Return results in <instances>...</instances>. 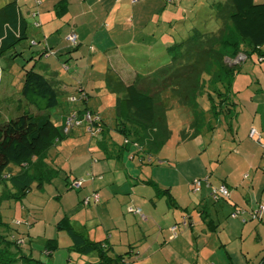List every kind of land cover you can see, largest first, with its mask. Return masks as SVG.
I'll return each mask as SVG.
<instances>
[{
    "label": "rangeland",
    "instance_id": "374dc122",
    "mask_svg": "<svg viewBox=\"0 0 264 264\" xmlns=\"http://www.w3.org/2000/svg\"><path fill=\"white\" fill-rule=\"evenodd\" d=\"M193 1L194 3L198 1V3L192 6ZM208 1L209 8L206 0H173L168 3L176 6L183 2L187 7L184 10V6H181L179 18L188 19L184 23L182 20L177 22L179 31L184 32L182 38L186 37L190 32L189 29L194 26H199L205 31H216L220 28L221 25L215 17L214 9L210 7V3L214 0ZM201 8H204L203 13L196 17L197 11ZM165 20L167 22L172 20V13L166 11L161 16L160 25L156 29L158 34L165 27L173 32L177 31L173 26L165 25ZM183 25L186 26L183 27ZM153 27L144 29L153 30ZM72 31L70 30L68 34L70 35ZM97 47L109 46L105 44V46L98 45ZM18 49L23 50L22 56L20 54L11 58L10 53L0 55V79L5 77L3 82L5 85H1L0 96L4 94L7 96L6 101H1L0 120L2 117L9 118L10 112H14L12 106L19 104V99L22 98L20 89L24 74L23 67L25 64L29 67L32 59L33 53L26 40L20 43ZM92 51L83 58L80 64L71 63V59L67 61V63L70 62L68 65H71V68L74 67L73 71L68 70L63 64V61L67 60V54L61 57L63 60H59L55 53L44 55L37 68L44 70L45 63H49L52 69L59 71V76L63 80H71L72 76L77 75L81 78L86 75L84 78L90 80L99 72L104 75L109 62L107 54H104L106 58L101 55L93 56L95 49ZM142 58V56H137L131 61H136L137 65V61ZM168 61L169 57L159 58L156 63L160 65ZM87 63L90 64L87 65ZM77 65H80L78 71ZM204 77L208 79L209 74L205 73ZM63 85L69 91L68 94L60 96L61 106L50 109L53 120L57 124H61L64 120L66 124L64 111L66 114L72 107L84 108L85 105L93 107L96 111L92 120L87 118L82 125L72 127L70 134L50 149L46 161L50 163V166L48 165L50 170H55L51 180L45 181L42 185L34 180L32 188L26 194L19 193L17 188L10 189L4 182H0V230L4 234L11 232L17 236L23 235L25 237L23 241L26 242L21 250L24 254L28 255V248L31 247L33 248L31 255L44 264H90L88 262L95 261L94 256L82 254L72 247L73 241L67 229L60 228L67 217L88 237L93 235L91 236L94 237L93 239H98L96 238L98 235L100 237L98 240L105 241L112 235L110 242L114 243L115 247L112 254L128 250L126 256L130 258L132 253H129V250L132 247L128 243L129 240L134 241L137 246L133 250L140 248L142 255L146 258L138 259V257L136 262L128 264H203L204 262L205 264L214 262L217 264H247L258 262L261 259L264 254V182L261 185L255 182L252 185L251 178L243 174L248 172L247 168L240 171L243 179L248 178L246 184L242 186L247 190L248 196L244 191L239 193L242 203L247 204L248 208L243 206L246 211L238 216L231 215L235 209L230 213V210H226L229 207L224 209L217 205L220 202L225 204L231 202L230 198L219 197L218 200L213 196L214 188L225 184L221 182V179L225 177L227 168H231L230 165L236 156L237 148L234 142L235 133L231 129L237 123V114L230 116L225 111L216 112L213 107L214 102L218 100L217 89H223L221 84L211 86L208 83L203 93L198 96L199 108L203 113L205 123L197 136L188 139H184L181 133L185 128H191L195 118L193 109L178 103L168 93V95L165 94L167 95L165 102L169 106L168 120L172 136L158 153L155 151L150 157L145 156V160H142L144 154L132 142V149H127L130 145L126 148L124 134L116 129L114 93L107 91L106 88L95 90L92 94L88 93L92 96L91 98L87 96L88 101L85 103L83 99L75 100L76 98L72 97V95L78 96L79 90L74 92V88L68 82H64ZM234 90L233 97H236ZM68 117L72 116L68 115ZM129 138L132 140L133 135H129ZM108 150L115 153V159L105 158ZM120 150L124 153L123 161H121L123 154L116 156L117 151L120 153ZM89 161L91 164H97V170L100 169L98 162H103L108 169L110 168V171L108 174H97L99 172L93 168L92 170L86 169ZM239 164L242 165L241 162ZM125 169L133 172L132 178L125 175L127 173ZM112 172L116 173L120 182L114 183L111 180L104 184H99L100 181L95 183L96 178H102L99 175H103L105 179L113 178ZM209 174L212 182L206 183L205 179H209L207 176ZM202 179L203 183L196 182ZM7 182L11 180L8 179ZM170 183L173 186H170ZM8 185L11 184L8 183ZM207 189H209L208 193H206ZM102 191L104 193L107 191L112 195L106 202L104 201L106 198L101 196ZM229 191L231 192L230 188ZM132 195L137 201L144 198L148 205L152 206L156 217L150 216V212L142 206L140 208L137 202H128L129 200L126 199ZM206 197V201H209L208 212L201 214L200 205L205 202ZM130 206L133 210L140 208V211L130 210ZM134 213H137L143 220L132 221V218H135ZM126 214L130 226L126 224ZM185 214L191 216L193 214L196 217L198 224L194 225L193 230L186 217L185 223L183 219ZM144 215L148 218H144ZM201 215L207 228L206 233L201 231L202 220L199 219ZM212 218L215 221V228L212 226ZM140 223L143 228L153 227L151 232H154L147 237V241H144L145 237L141 232ZM160 226L165 227L164 236L160 241L163 242L166 238L169 240L167 244H170L161 248L163 251L155 243L161 233ZM185 229L189 232L190 246L185 239H181L180 243L175 241L178 246L170 241L172 236H181ZM120 241L124 243L121 244ZM204 241L209 242L208 251L211 254L216 252V254L214 258H210L209 262L201 263L202 259H198L197 256V246ZM49 247H54L53 254H48ZM157 248V252H154ZM151 252L152 255L147 256ZM42 263H28L23 260L9 261L0 258V264Z\"/></svg>",
    "mask_w": 264,
    "mask_h": 264
},
{
    "label": "trees",
    "instance_id": "16d2710c",
    "mask_svg": "<svg viewBox=\"0 0 264 264\" xmlns=\"http://www.w3.org/2000/svg\"><path fill=\"white\" fill-rule=\"evenodd\" d=\"M165 1L171 3L173 0ZM17 2L19 0H13L0 8V55L10 53L11 58L20 54L22 56L23 50L20 51L18 46L23 40L29 43L33 55L30 66L25 64L23 67L24 74L20 89L22 98L19 99V104L12 106L14 112H10L9 118L2 117L0 120V182H4L10 189L17 188L19 193L26 194L32 188L34 180L42 185L53 177L55 170L51 171L50 163L46 161L50 149L65 139L72 127L87 121L84 118L86 114H89L92 120L96 111L89 105H85L84 108L72 107L66 114L64 111L65 120L69 118L68 115L81 120L80 123L70 126L67 131L65 130L67 123L65 124L64 120L61 124L53 120L50 109L61 106L60 96L67 92L62 85L63 80L58 78L55 71L47 74L37 66L42 56L57 52L47 43L42 48H33L37 47L39 42L36 38H28V23L25 18H21ZM212 4L215 17L221 22L220 28L216 31H205L199 26L192 27L186 37L171 42L166 47L168 62L156 67L144 68L131 82L124 81L111 68L107 70L106 87L115 94L116 129L124 134L126 148L135 144L143 152L147 150L150 153L151 150L161 149L171 138L169 106L165 102L168 94L178 103L189 106L194 111L195 118L191 128H185L181 133L184 139L197 136L205 123L199 108L198 96L203 93L208 83L211 86H216L217 83L223 86V89H217L219 94L213 106L215 111H225L230 116L236 111L235 106L238 105V101L233 97L232 83L235 75L240 71V63L226 61L227 49L233 47L235 49L233 54H236L243 49L241 42L244 41L249 46L246 49L249 50V54L263 55L264 1L217 0ZM36 20L37 18H34L33 26L38 28L41 22ZM238 37L241 41L235 42ZM67 39L70 47L58 53V57L73 52L79 46L78 36L76 42L69 38V34ZM69 59L71 57L68 56L67 61ZM64 65L70 70L71 67L67 62ZM205 73L209 74L208 79L204 77ZM78 90V96L72 97L76 98L75 100L83 99L86 103L87 96L90 95L80 87ZM210 96L213 98L212 94ZM1 108L0 104V110ZM129 135H133L132 140ZM145 156L144 154L142 160H145ZM8 179L11 182H7ZM206 179L208 183L209 179ZM8 183L11 185L9 186ZM213 196L218 200L219 197L230 198L231 192L229 191V195L225 196L219 193ZM239 209L246 211L240 207L235 211ZM211 222L214 223V220ZM63 227L67 229L73 241L72 247L82 254L96 256L95 261L88 263H132L127 259L126 253L111 254V246L106 240H94L88 237L67 217L60 226ZM24 238L23 235L17 236L11 232L4 234L0 230V258L42 263L31 255L33 248H28V255L22 252L21 249L26 242L23 241ZM53 250L54 247H49L48 254H53ZM254 264H264V254Z\"/></svg>",
    "mask_w": 264,
    "mask_h": 264
},
{
    "label": "crops",
    "instance_id": "0c3cea01",
    "mask_svg": "<svg viewBox=\"0 0 264 264\" xmlns=\"http://www.w3.org/2000/svg\"><path fill=\"white\" fill-rule=\"evenodd\" d=\"M12 1L13 0H0V8ZM206 1L209 8V1ZM216 1L217 0H214L213 3ZM60 2H62V5L59 4ZM197 3L198 1L195 3L193 1L192 6ZM17 4L21 18H25L28 23V38H36L39 42L38 44H40L37 45L35 49L42 48L43 46H46L47 43L49 47H52L57 52L56 55H58V53H62L70 47L67 36L70 30H73L72 32H75L79 38V46L76 50L67 54L71 57V63L80 64V62L83 61V58L95 49V55L93 56L101 55L106 58L104 54H107L109 62L105 68L106 72L109 68H111V70H114L115 73L120 75V77L126 82L133 81L136 75L140 73L139 71L144 70V68L159 66V64L156 63V60H159V58H167L166 47L171 42L180 40L184 34V32L179 31L177 22L182 20V23H184L188 19L179 18L181 6H184V10L187 9L183 2H181L180 5L176 4V6H174L169 5L165 0H140L138 2H132V0H19ZM210 7L214 9L212 2L210 3ZM203 10L204 8L199 9L196 17H198L200 13H203ZM166 11L172 13V20L168 22L165 20V25L169 24L170 26L176 28L177 31L173 32L170 28L165 27L158 34L156 29L160 25L161 16ZM34 18H37L36 21L41 22L38 28L33 26ZM184 26L186 25H183V27ZM146 27H153V30L144 29ZM239 41H241V39L238 37L235 42ZM105 44L109 47H97L98 45L105 46ZM247 47L249 46L243 41L241 42V48L243 49L238 51L236 54H233L235 49L233 47H229L227 49L228 54L226 55V61L228 63H240V71L235 75L232 83V89H235V98L238 101V105L235 106L236 111L233 112V114H237V123L234 128L231 127L236 137V140H234L237 144L235 151L236 156L232 159V163L230 165L231 168H227L225 177L221 179V182L229 186L231 190L230 199L232 201H229L226 204L223 202L217 204L219 205L218 207H222L224 209L229 207L226 210H230V213L238 207L243 208L244 206L245 208H248L247 204L242 203L239 193L240 191H244L245 195L248 196L246 193L247 190L242 186L246 184L245 182L248 181L249 177L251 178L252 185L255 182H258L260 185L264 182V172L262 173V171H264V53L263 55H258L257 53L253 54L250 52L251 54H249V50L246 51ZM262 50L264 51V45L262 46ZM163 54H165L164 57ZM137 56H142L143 58L139 59L136 65V61H131V59L136 58ZM61 57H58V59L63 60ZM65 62H67V60H64L63 64H65ZM88 64L90 63H87V65ZM45 65V69L43 70L44 72L52 74L55 71L58 78L63 80L59 76V71L52 69L51 64L45 63ZM94 65L95 64L93 63V68ZM83 66L84 65H82V67ZM77 67L78 71L80 65H77ZM73 70L74 67L70 68V71ZM106 72L104 75H102V72H99L96 76H92L90 80L85 79L86 75L84 76L85 78H81L80 75L72 76L73 79L71 80H63L62 85L64 82H68L70 86L74 88V92H77L79 87L91 94L95 90H102L104 88L109 91L105 82ZM4 81L5 77L3 76L0 79V90L1 85H5L3 83ZM6 83L9 85V81ZM64 88L67 92L66 94H68L69 90L66 87ZM91 96L92 95H90V98ZM6 97L7 96H5V94L0 96L1 106V101H6ZM104 148H106L105 145ZM127 149H132V146H129ZM159 150H151L149 153L147 150L143 152V150L140 149L141 153H144L147 157H150L155 151L158 153ZM122 151L120 153L117 151L116 154L118 157L123 154L121 161L124 160V153H122ZM114 157L115 153H111V150H108V154H105V158L113 160L115 159ZM240 162L242 165L239 164ZM98 165H100L99 170H97V164H91L89 161V165H86V169L92 170L93 168V170L99 172L97 174H108L110 168L108 169L106 164L99 161ZM244 168H247L248 170L247 173H243L246 177H248L247 179H243V174L240 173V171H243ZM125 171H127V169H125ZM111 174L113 175V178L109 179H105L103 175H99L102 178H96L95 183L100 181L98 182L99 184H104L106 181L111 182V180H113L114 183L120 182L115 172H112ZM132 174L133 172L130 170L125 173V175L130 178H132ZM207 176L209 177V182L211 183L210 174ZM97 184H95L96 188H98ZM170 186H173L172 183H170ZM208 192L209 189L206 190V193ZM126 193L131 194L133 192ZM101 196L106 198L104 200L105 202L112 197V195L107 191L106 193L102 191ZM206 199L207 197L205 198V202L200 205V207H202L201 214H207L208 212L207 204L209 201H206ZM126 200L133 203L137 202V204L140 205V208L144 207L150 212V216L156 217V213L152 206L150 204L148 205V202H146L144 198H140V200L137 201L134 195H132ZM133 215L135 218H132V221L135 220L134 222H140V219L142 218H140L137 213H134ZM125 217L127 226H130L127 214ZM185 217L188 218L189 224L193 230L194 225H196V223L198 224L196 217H194L193 214L192 216L190 214H185L183 218L184 220ZM201 217L202 215L199 219H201ZM144 218H148V216L144 215ZM174 220H176L175 217ZM212 220L214 219L212 218ZM134 222L132 223L134 224ZM212 226L215 228V223H213ZM160 227L161 233L155 243L158 245V248L163 251L161 248H164L169 240L165 238L163 242L160 241L162 236H164L163 232L165 229V227ZM140 228L145 237L144 241H147V237L154 232H151L153 227L150 226V228H143L141 226ZM156 230H158V228ZM201 231L203 233L207 232V228L203 220ZM197 234L199 236V233ZM91 236L89 235V237ZM96 236V238H100L98 235ZM91 238L93 239L94 237ZM181 239H185L186 243L190 246L188 229H185L181 236H172L170 241L177 245L175 241L180 243ZM110 241H112V235L110 238H106V243L111 246L110 252H112L115 247L114 243ZM120 242L121 244L124 243L123 241ZM128 244L132 247V249L129 250L132 253L130 255L131 257L128 258L129 260L136 262L138 257V259L146 258L142 255L143 252L140 248L139 250L137 249L138 251L133 250V248H136L137 246L134 241L129 240ZM208 244L209 242L204 241L200 246H197V256L198 259H202L201 263L204 261L209 262L210 258H214L216 254V252L211 254L208 251ZM169 245L170 244H167L166 246ZM223 245L225 244L223 243ZM158 248L154 252H157ZM127 251L113 252V254H122ZM133 255L135 256L132 258ZM150 255H152V252L147 256ZM228 255L230 256L229 253ZM165 259L168 260L166 257ZM254 263L256 262L247 264ZM203 264H205V262ZM212 264L217 263L214 262Z\"/></svg>",
    "mask_w": 264,
    "mask_h": 264
},
{
    "label": "built area",
    "instance_id": "2783aa9c",
    "mask_svg": "<svg viewBox=\"0 0 264 264\" xmlns=\"http://www.w3.org/2000/svg\"><path fill=\"white\" fill-rule=\"evenodd\" d=\"M137 1H139V0H132V2H137ZM69 38L73 41V42H76L77 41V34L75 33V32H72L70 35H69ZM85 119H87V118H90L91 119V116L89 115V114H86L85 115V117H84ZM81 122V120H76L75 118H74V116H72V117H69L68 119H67V128H65V130L67 131V130H69V127L70 126H73L74 124H77V123H80ZM205 180H207V179H205ZM203 181L204 180H197L196 182L197 183H203ZM217 193H219V194H221V195H229V189H228V187L225 185V184H222L220 187H216V188H214V190H213V194H217ZM130 210H133V208L130 206ZM133 211H140V209L138 208V209H135V210H133ZM244 210H241V209H239V210H236L235 211V213L233 214L234 216H238V215H240L242 212H243ZM259 212V211H258ZM185 222H186V220H185ZM174 228H177V226H174Z\"/></svg>",
    "mask_w": 264,
    "mask_h": 264
}]
</instances>
